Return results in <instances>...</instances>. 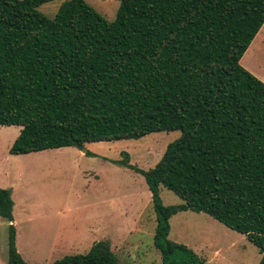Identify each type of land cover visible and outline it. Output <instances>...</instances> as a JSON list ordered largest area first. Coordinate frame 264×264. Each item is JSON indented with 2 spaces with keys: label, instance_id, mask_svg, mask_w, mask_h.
Returning a JSON list of instances; mask_svg holds the SVG:
<instances>
[{
  "label": "trees",
  "instance_id": "trees-1",
  "mask_svg": "<svg viewBox=\"0 0 264 264\" xmlns=\"http://www.w3.org/2000/svg\"><path fill=\"white\" fill-rule=\"evenodd\" d=\"M0 0V126L9 155L178 131L149 170L152 245L161 264H204L170 241L169 219L202 213L245 236L264 264V83L239 65L264 25V0H115L108 22L83 0ZM84 155H91L87 151ZM124 156H126L124 154ZM182 203L164 206L159 188ZM10 191L0 188L7 264ZM49 264H117L105 241Z\"/></svg>",
  "mask_w": 264,
  "mask_h": 264
},
{
  "label": "rangeland",
  "instance_id": "rangeland-1",
  "mask_svg": "<svg viewBox=\"0 0 264 264\" xmlns=\"http://www.w3.org/2000/svg\"><path fill=\"white\" fill-rule=\"evenodd\" d=\"M63 1L43 4L37 10L52 18ZM83 1L106 21L114 19L117 1ZM259 33L239 65L251 64L264 77V25ZM19 130L0 126V188L10 191L14 246L25 263L49 264L63 256L85 254L92 244L105 241L117 264H161L152 245L155 218L144 179L115 162L125 160L147 171L178 138V131L150 133L137 140L85 143L83 149L89 156L77 147L9 155ZM159 197L164 206L182 203L162 187ZM168 223L167 238L189 248L204 264H258L261 258L245 236L205 214L178 212ZM7 225L0 219V264H7Z\"/></svg>",
  "mask_w": 264,
  "mask_h": 264
},
{
  "label": "crops",
  "instance_id": "crops-1",
  "mask_svg": "<svg viewBox=\"0 0 264 264\" xmlns=\"http://www.w3.org/2000/svg\"><path fill=\"white\" fill-rule=\"evenodd\" d=\"M260 35V33H258V34H256L255 36H254V38H253V40H255L256 38H258V36ZM261 37V36H260ZM253 40L250 42V44L253 42ZM249 44V45H250ZM250 47H251V45H250ZM250 47H247V49L245 50V52L243 53V55L244 54H246L247 52H249V48ZM242 58V57H241ZM241 58H240V60H241ZM245 70H247L249 73H251L255 78H257L258 80H260L261 82H263L264 83V77L263 76H261L260 74H258L257 73V71L255 70V68H253V66L251 65V64H246V65H244V66H242ZM10 127V126H9ZM84 146V145H83ZM56 150V149H55ZM81 152V151H80ZM84 152V149H83V151L81 152V153H83ZM19 177L20 176H18V179H19ZM1 219V218H0ZM12 225H13V227H14V225H15V220L13 221V217H12ZM63 236H65V235H61L60 236V240L62 239V238H64ZM16 238V232H15V228H14V239Z\"/></svg>",
  "mask_w": 264,
  "mask_h": 264
},
{
  "label": "water",
  "instance_id": "water-1",
  "mask_svg": "<svg viewBox=\"0 0 264 264\" xmlns=\"http://www.w3.org/2000/svg\"><path fill=\"white\" fill-rule=\"evenodd\" d=\"M77 149L82 152L83 151V146H77Z\"/></svg>",
  "mask_w": 264,
  "mask_h": 264
}]
</instances>
